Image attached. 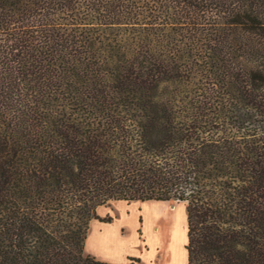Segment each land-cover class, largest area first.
<instances>
[{"label": "trees", "instance_id": "16d2710c", "mask_svg": "<svg viewBox=\"0 0 264 264\" xmlns=\"http://www.w3.org/2000/svg\"><path fill=\"white\" fill-rule=\"evenodd\" d=\"M116 201L183 203L187 264H264V0H0V264H112Z\"/></svg>", "mask_w": 264, "mask_h": 264}, {"label": "rangeland", "instance_id": "374dc122", "mask_svg": "<svg viewBox=\"0 0 264 264\" xmlns=\"http://www.w3.org/2000/svg\"><path fill=\"white\" fill-rule=\"evenodd\" d=\"M97 214L119 225L120 235L132 246L127 256L140 264H187L183 203L116 201L98 208Z\"/></svg>", "mask_w": 264, "mask_h": 264}, {"label": "crops", "instance_id": "0c3cea01", "mask_svg": "<svg viewBox=\"0 0 264 264\" xmlns=\"http://www.w3.org/2000/svg\"><path fill=\"white\" fill-rule=\"evenodd\" d=\"M119 232V225L113 221L103 223L98 220H92L89 223L84 243L86 255H90L102 262L125 264L128 260L127 257H129L127 253L132 246L129 244V239L123 238ZM132 257L130 256L129 258Z\"/></svg>", "mask_w": 264, "mask_h": 264}, {"label": "bare ground", "instance_id": "6f19581e", "mask_svg": "<svg viewBox=\"0 0 264 264\" xmlns=\"http://www.w3.org/2000/svg\"><path fill=\"white\" fill-rule=\"evenodd\" d=\"M173 207V206H172ZM173 235H175V234H173Z\"/></svg>", "mask_w": 264, "mask_h": 264}]
</instances>
